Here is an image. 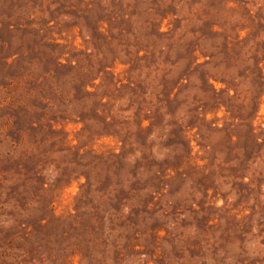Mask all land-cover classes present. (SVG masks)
<instances>
[{"label": "rangeland", "instance_id": "1", "mask_svg": "<svg viewBox=\"0 0 264 264\" xmlns=\"http://www.w3.org/2000/svg\"><path fill=\"white\" fill-rule=\"evenodd\" d=\"M0 264H264V0H0Z\"/></svg>", "mask_w": 264, "mask_h": 264}]
</instances>
